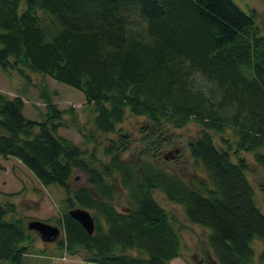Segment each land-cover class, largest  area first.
<instances>
[{
    "label": "trees",
    "instance_id": "trees-1",
    "mask_svg": "<svg viewBox=\"0 0 264 264\" xmlns=\"http://www.w3.org/2000/svg\"><path fill=\"white\" fill-rule=\"evenodd\" d=\"M256 14L235 0H0L1 71L48 75L82 91L102 133L116 131L128 112L146 116L152 133L191 120L201 126L189 146L210 183L195 188L152 161H124L113 145L110 162L96 165L57 133L64 111L50 98L35 120L21 95L0 91V157H17L42 184L65 189L60 249L101 264H170L181 254V233L153 195L159 188L184 205L189 221L209 228L219 264H251L255 240L264 261V212L239 155L253 152L264 168V35ZM76 168L88 180L74 189ZM115 173L130 191L129 210L113 202ZM77 204L94 210L92 234L69 214ZM16 208L0 202V259L20 264L33 235Z\"/></svg>",
    "mask_w": 264,
    "mask_h": 264
},
{
    "label": "rangeland",
    "instance_id": "rangeland-1",
    "mask_svg": "<svg viewBox=\"0 0 264 264\" xmlns=\"http://www.w3.org/2000/svg\"><path fill=\"white\" fill-rule=\"evenodd\" d=\"M235 2L247 12L251 9L256 11V23L264 35V0H235ZM42 16L50 23L51 17L48 14L42 13ZM200 81L205 83L202 78ZM0 91L11 97L21 95L24 98V114L35 120L44 118L47 111L46 97L50 98L64 111L62 124L57 133L87 149L92 159L94 157L98 159L94 162L96 165L101 161L110 162L107 148L113 145L117 148L115 152L124 161L139 166L144 161H152L195 188H199L200 181L210 183L204 165L190 152V141L201 131V126L194 120L178 128L168 127L164 134H159L152 133L148 129L150 122L146 116L140 117L128 112L124 120L118 124L116 131L102 133L95 127L94 114L87 105L83 92L48 75L31 71H26V74L22 75L15 69L8 74L0 69ZM226 134H229V131H226ZM214 136L219 144V135L214 134ZM175 147L180 151L178 160L173 161L169 159L170 157L162 156V153L170 156L168 151ZM253 154L249 151H240L239 155L248 161L247 177L254 187V197L264 212V168L256 162ZM232 156L234 160L237 159V156ZM0 163L2 164L0 202H14L17 215L26 224L31 220L39 219L61 228L59 236L51 241H44L36 230H32L33 241L29 244L28 251L23 255L20 264H101L87 261L80 254H70L60 249L59 241L64 233L58 219L61 218L62 210L67 207L65 189L56 184H42L17 157H0ZM87 180L85 171L76 168L70 185L76 189ZM108 180L115 185L116 194L113 202L116 207L119 210H129L133 206L130 191L122 185L119 174L115 173ZM153 195L175 219V226L181 233V254L173 258L170 264H219L208 242L209 228L189 221L184 205L168 199L161 189H154ZM86 209L91 213L94 212L91 208L86 207ZM254 247L256 255L251 264H264L259 257L262 242L255 240ZM0 264L13 263L0 259Z\"/></svg>",
    "mask_w": 264,
    "mask_h": 264
},
{
    "label": "water",
    "instance_id": "water-1",
    "mask_svg": "<svg viewBox=\"0 0 264 264\" xmlns=\"http://www.w3.org/2000/svg\"><path fill=\"white\" fill-rule=\"evenodd\" d=\"M68 212L90 234L94 232V229H95L94 217L88 209L78 206V207L69 209ZM27 226L29 229L36 230L40 234L41 239H43L44 241H51V240L56 239L61 232V229L59 228L58 225H54V224H51V223H48L46 221L39 220V219L29 221Z\"/></svg>",
    "mask_w": 264,
    "mask_h": 264
},
{
    "label": "flooded vegetation",
    "instance_id": "flooded-vegetation-1",
    "mask_svg": "<svg viewBox=\"0 0 264 264\" xmlns=\"http://www.w3.org/2000/svg\"><path fill=\"white\" fill-rule=\"evenodd\" d=\"M170 153V156L167 155V153H162V156L166 157V158H169L170 160H173V161H176L179 159L180 157V151H179V148H171L169 151ZM161 157V156H160Z\"/></svg>",
    "mask_w": 264,
    "mask_h": 264
}]
</instances>
